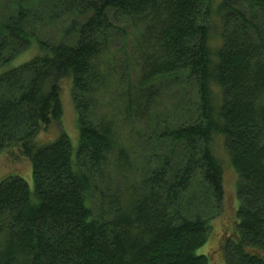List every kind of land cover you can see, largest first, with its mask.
Instances as JSON below:
<instances>
[{
	"label": "trees",
	"instance_id": "trees-1",
	"mask_svg": "<svg viewBox=\"0 0 264 264\" xmlns=\"http://www.w3.org/2000/svg\"><path fill=\"white\" fill-rule=\"evenodd\" d=\"M44 16L60 41L26 30ZM64 84L78 145H38ZM218 136L239 206L217 248L264 264V0H0V156L34 186L0 181V264H213Z\"/></svg>",
	"mask_w": 264,
	"mask_h": 264
},
{
	"label": "rangeland",
	"instance_id": "rangeland-1",
	"mask_svg": "<svg viewBox=\"0 0 264 264\" xmlns=\"http://www.w3.org/2000/svg\"><path fill=\"white\" fill-rule=\"evenodd\" d=\"M34 17L29 19L26 23L27 31H32L36 34L41 35L45 40L49 42L60 41L62 38V29L59 26H55L48 22L46 16L36 19ZM216 25L214 30L211 32L212 43L215 45L218 42V36L220 34L221 26H218L217 21L214 22ZM120 39V38H119ZM120 42L117 41L116 44ZM24 59L19 58L12 62V65H18L23 62ZM193 92V91H192ZM194 93V92H193ZM62 102V118L58 124H54L48 132L41 133L37 137L38 145H48L57 140L60 136V132L64 133L70 140L73 148L78 145V130H77V114L71 101L69 86L64 84L61 96ZM41 143V144H39ZM213 153L220 162L224 165V199L221 203V208L213 213L214 219L211 224V232L207 238L206 243L202 248L197 251V254L206 255L209 253L211 248V255L213 256V264H223L221 258V248H217L218 239L224 238L228 232H223L222 225H227L226 230L230 229L233 225L234 212L238 210L239 202L236 196V184L237 176L232 168L228 164V156L224 148L223 138L218 136L212 143ZM18 156V155H17ZM8 177H20L28 185L29 190L33 192V179H32V166L29 160L22 157H10L8 154L0 156V181ZM217 227V229H216ZM218 227L221 229L218 235H214L215 231H218ZM217 233V232H216ZM212 236V242H211ZM212 243V244H211Z\"/></svg>",
	"mask_w": 264,
	"mask_h": 264
}]
</instances>
